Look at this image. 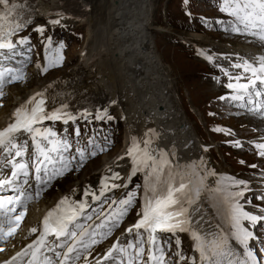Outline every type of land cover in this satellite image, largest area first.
I'll return each mask as SVG.
<instances>
[{"label":"bare ground","instance_id":"bare-ground-1","mask_svg":"<svg viewBox=\"0 0 264 264\" xmlns=\"http://www.w3.org/2000/svg\"><path fill=\"white\" fill-rule=\"evenodd\" d=\"M37 1L39 14L44 15L63 0ZM66 2L72 5L71 12L82 15L80 21L75 24L85 28L86 33L85 47L78 56L77 64L54 81L45 80L42 83H35L40 74L30 65L24 70L21 69V58L15 57L17 51H14V54L2 52L0 61L14 63L17 61L13 66L21 71L23 79L5 86L6 96L1 98L4 105L0 107V130L8 126L18 108L41 93L38 99H43L44 102H53L60 97L76 102L77 107L82 103H96L104 108L110 106V112L119 119L123 127L122 145L114 157H101L98 168L85 169L83 176L75 183L66 184L67 186L55 183L54 185L58 187L49 186L39 198L35 197L36 203L29 209L23 228L9 242L7 250L0 254V264H10L14 261L13 257H17V254L31 242V238L28 237H34L27 235L30 226L36 227L43 212L48 211V207L55 206L64 196L76 194V199L82 196L97 197L107 190V186L116 184L120 180L123 181L118 185L124 182L132 184L134 179L130 177L131 171H129L132 158L127 155V150L133 137L140 143L141 148L144 141L150 139L152 142L150 149L153 150V154L158 157L159 150H163L175 171H182L186 177L196 181L206 177L199 198L194 204L189 205L191 212L189 230L187 233H181L185 238V241L182 239L183 248L189 246L195 250L196 241L191 236V232L195 231L208 241L214 237H226L228 245L232 246V252L241 255L244 248L232 237L233 230L227 220L228 205L226 209L220 205V195L217 198L215 185L220 183L223 188L225 182L234 185L233 180L243 181L244 183L240 184V193L244 195L240 199H243L245 196L248 197L250 191L254 193L264 190V187L258 183L264 185V178L248 181L236 176L235 171L221 156L220 141H216L208 132L210 144L206 145L198 134L196 125L186 116L187 110L181 109L175 79L171 78L172 71L157 52L154 44L158 33L172 34L169 28L156 25L155 0H66ZM92 3H94L93 7ZM40 21L44 22L41 18L34 22V26H38L37 22ZM61 23L62 21H58L52 24L53 29H58ZM181 40L187 41L196 48H202L213 56L242 55L256 64H259L260 58L264 57V47L246 45L242 42L213 41L198 33H192ZM18 53L22 54V51ZM25 56H28L27 52ZM215 93L218 95L219 91L211 95ZM191 109L192 114L198 117V124L206 126L207 121L202 111L199 112L194 105H191ZM102 118L97 119V116H94L90 119L89 115H84L77 124L84 133L96 125H102L104 134L100 137L96 136V140L104 145L103 141L107 138L112 144L111 141L116 139L113 133L100 123L103 122ZM256 118V116L250 118L252 129L256 126V131L264 132V120L257 121ZM47 123L64 135L71 133V121ZM85 138L84 134L81 135L80 142ZM100 138L104 140L101 141ZM24 139H21L22 146ZM251 142V145L264 144V136L254 138ZM212 151L221 157L220 162L215 161ZM2 160H4L3 155L0 162ZM5 165L4 163L0 166V171ZM189 165L196 166L195 171L198 174L196 177L191 176L193 169L186 167ZM209 172L215 175H209ZM114 173L119 174L118 179H112ZM90 175L94 182L85 187L83 181ZM52 188H59L60 191H52L55 196H51L46 192L51 191ZM237 204L241 206L239 202ZM210 215L213 217L208 219Z\"/></svg>","mask_w":264,"mask_h":264},{"label":"snow or ice","instance_id":"snow-or-ice-1","mask_svg":"<svg viewBox=\"0 0 264 264\" xmlns=\"http://www.w3.org/2000/svg\"><path fill=\"white\" fill-rule=\"evenodd\" d=\"M0 6L8 7L7 12H0V49L14 50L16 44L9 39L11 34H14L16 30L21 28V23H14L9 17H12L15 9L19 5L11 2V0H0ZM222 11H228L229 15H232L236 20L243 25V28H237V31L248 30L251 35L259 37L264 40V0H225V6ZM58 23V21H56ZM42 32L43 29H37ZM27 38H22L19 43H26ZM14 54V52H13ZM240 67V65H236ZM13 69H4L0 71V96H3L2 86L5 83L23 79L22 74H13ZM47 71V69H44ZM244 71H251L252 76L255 79H249L246 84H237L235 87L243 89L245 92L250 91L251 88H255L257 81L264 83V76L260 73L264 72V57L259 60V68L254 67L252 64L245 62ZM239 79V78H237ZM229 88L234 87L233 84L228 85ZM256 95H261V91H257ZM42 94L38 93L36 96L30 98L26 105L18 108L13 114L8 126L0 130V151L11 154L15 150L11 159L6 160V165H11V175L0 179V240L6 239L15 234L16 229L19 227L17 223L13 226L12 221L15 219L19 221L24 215V208L26 202L33 199V194L21 187V183H27V181H21V177L28 176L29 164L18 161L17 158L23 155V146L15 143L16 134L19 132H29L35 135L41 136L43 139H48L49 136H54L48 130L43 133L34 127L35 124L42 122L45 119L57 120L61 119V115L57 112L45 113L43 99H38ZM233 99H240L239 96H234ZM68 119H74L72 116H68ZM97 116V119H100ZM112 117H108L111 119ZM220 131V129H217ZM35 135L33 137L35 141ZM147 135V134H146ZM51 142V141H50ZM59 143V142H57ZM151 140L146 139L144 141L143 148L140 143L136 141L135 137L132 139V143L127 150V155L132 158L133 168L131 175H135L138 171H143L145 168L150 169L145 174V181L149 185L150 190L153 193L151 199L145 201V205L142 211V218L137 221L132 228L126 229V232L131 233L133 229L137 230V236H142L139 232L140 229H144L149 236V242L155 245L157 231L160 232H175L188 231V205L194 204L200 196V189L203 187V180L206 177L200 178L198 181H194L192 178L186 177L182 171H175L171 162L167 159V154L163 150H159V156L153 154V150L150 149ZM238 146V145H237ZM39 148V144H37ZM67 150V143L63 145ZM257 147L264 149V144L257 145ZM56 149H52L55 151ZM40 155L45 157V160H50L47 152L43 148H39ZM80 159H85V152L78 149ZM92 152L91 155H95ZM264 155V151L261 152ZM45 160L37 159L36 172H41V165L45 164ZM67 168V165L64 166ZM192 168V177H196L198 174L195 171V165L186 166ZM47 175V169H44ZM209 175H215V173L209 172ZM54 175H63V171L54 172ZM119 174L114 173L112 179H118ZM130 178V177H129ZM39 179V177H38ZM42 185H45L47 181L40 180ZM234 185L243 184V181L233 180ZM119 187V185H114ZM37 189L35 197L38 198L40 191ZM12 192L13 195H4L2 193ZM215 191L220 192L221 189L217 188ZM235 195H242V193H236ZM98 199V197H94ZM67 197L58 202L56 208L50 210L43 218V229L40 232L37 240L33 244L28 245V250H31L32 257L38 259L43 253L42 249L47 247L46 241L49 236H53L56 241L62 243H55L52 247H47L48 251H54L56 247H66V251L63 253H56L58 259L55 264H65L66 261L72 259L70 255L76 250L78 244H82V238L88 234V229H82L79 233L74 231L70 225L80 227L75 224L77 216L83 213L84 204L71 207H65L67 204ZM134 199V194H129L128 199L119 201L120 209L112 214L109 225V232L103 233L104 238L110 234L112 227L117 226L119 218H122L127 211V206H130ZM225 203L228 205V216L231 221L233 229L232 237L240 245L243 246L244 252L242 256H246L245 259L233 260L234 255L232 250L228 247V241L226 237H214L211 241L201 237L197 232H191V236L196 241L195 250L200 253V261L202 264H255L256 257L250 250L248 241L252 237V233L242 226V220L251 221L253 224L259 220H264V216L250 215L248 212L243 211L242 206L235 203L234 196L229 195L224 197ZM20 209V211H18ZM14 214V215H13ZM105 224H101L100 227H105ZM31 233L37 232V228L30 229ZM99 241L91 239L89 244H83V247L87 248L92 244H96ZM142 240L137 239L135 243H128L127 247H120L118 243H114L109 250L105 259L113 257L114 252L128 254V249H134V252L128 259V264H138L143 254V248L141 244ZM177 240V244H179ZM3 249H0L2 251ZM161 252V258L159 264H164L163 250ZM27 250L18 253L17 255H27ZM16 257H13L15 260ZM157 259L155 256L150 255L149 260ZM183 259V257H181ZM45 264H53V261L49 257H44ZM31 264V262H30ZM123 264V260H122ZM147 264V262H146Z\"/></svg>","mask_w":264,"mask_h":264},{"label":"rangeland","instance_id":"rangeland-1","mask_svg":"<svg viewBox=\"0 0 264 264\" xmlns=\"http://www.w3.org/2000/svg\"><path fill=\"white\" fill-rule=\"evenodd\" d=\"M183 1L184 0H155L156 10L154 14L156 25L159 27H169V29L172 30L171 35L158 33L154 44L155 47H157V52L164 58L165 62L172 71L171 78L173 80L175 79L174 82L178 97L181 101V109L187 110L186 116L189 117L190 121L196 125L198 134H200V137L203 139L206 145L210 144V141L208 140V132L211 133L216 141H220V149H222L220 151L221 156L223 160H225L226 164L235 171L234 174L236 176H238L240 179H245L248 181L260 180L259 176L264 178V158L260 159L255 157L253 154L249 153V149L245 148L250 147L252 143L251 141H253L254 138H262L264 136V132L256 131V126L254 129H252L250 118H253L254 116L251 117L248 115H242L224 106L223 101L219 99L223 93H220V91L214 87L210 81L205 80V77L208 74L207 67L198 62L193 57L191 51L184 48L179 43V41L182 38H187L188 35L192 33H198L213 41L215 40L225 43L242 42L246 45L255 47L258 46H256L254 43H250L245 38H238L235 36L233 37V34L228 32V19H223L222 22L218 21L221 20L219 19L220 17L210 8H208V5L203 0L186 1L193 8V16L196 19L201 21L202 24L214 23V26H217L218 28L215 30H205L201 26L196 25L200 32H184L183 29H181L184 26L177 21L179 18L177 14L181 11ZM94 2L96 3V1ZM93 4L94 3H92V7ZM64 23L65 21H62L61 25L59 26L60 28L58 27V29L55 31L63 30L65 28ZM37 24L38 26L45 25L43 21L37 22ZM221 29L226 31H222ZM67 36L71 40V43L69 44V48L67 50L68 58L66 62L59 68L50 69L42 76L43 78H39L40 76L36 78L35 83H42L45 80L54 81L66 70L77 64L78 56L84 49L86 43L85 28L83 29V27L73 24ZM25 52L22 51L24 54ZM20 54L21 53H18V55ZM17 82L19 81H16L12 84ZM217 91H219L218 95H216L217 93L211 95V93ZM191 105H194V108L199 110V112L202 111L204 118L207 121L206 126L198 124V117L192 114ZM110 113L111 114L106 117L107 120H103L102 118L103 122L100 123L105 125V129H109L113 133V137L116 140L111 141L112 144L107 145V149L103 150V152L99 153L95 158L86 161L81 167L80 171H84L85 169L88 170L91 167L93 168L92 170H94L100 166L101 157L112 158L118 153V151H120L123 141V127L119 122V119L116 118L112 112ZM108 117H115V120L108 119ZM256 120H264V118L259 119V117H257ZM217 129H220V131H217ZM100 139L101 141L104 140L102 138ZM238 144L241 145L242 148L237 150V152L236 150L235 152L232 151L230 146ZM212 154L215 161L220 162L221 157L218 155V153L212 151ZM237 161H241L249 165L248 167H253L251 168L252 170L250 171V169H247L246 167L240 168V165L237 163ZM71 183L75 182H70L67 185ZM258 183L261 184V182ZM54 187L58 186L54 185ZM53 190L57 191L56 188ZM46 193L50 194L51 196H55L53 195L52 191ZM252 194L253 193H250L248 197L245 196V198L249 200L250 195ZM246 205L247 204L244 203V207ZM261 231L264 232V228H262ZM181 239L185 241L183 235H181Z\"/></svg>","mask_w":264,"mask_h":264}]
</instances>
